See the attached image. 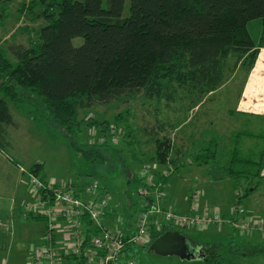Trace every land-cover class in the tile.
Returning a JSON list of instances; mask_svg holds the SVG:
<instances>
[{
    "label": "trees",
    "instance_id": "1",
    "mask_svg": "<svg viewBox=\"0 0 264 264\" xmlns=\"http://www.w3.org/2000/svg\"><path fill=\"white\" fill-rule=\"evenodd\" d=\"M12 1L0 0V21L5 5ZM38 3L42 6L38 15L45 20L38 41L28 48L0 47V151L7 144L6 128L14 123L8 108L11 103L35 123L50 118L88 170L108 164L105 149L111 146L107 141L81 143V110L138 95L167 104L185 100L190 110L220 89L228 73L234 75L240 66L249 73L264 48V0H129L126 15V0ZM253 20H259L262 27L257 41L248 31ZM79 37L83 42L76 47L72 42ZM127 117L126 111L114 116L113 123L87 119L86 126L111 139ZM232 138L225 173L241 189L238 202L244 203L264 182V149L257 153L250 149L244 156L240 142H264V132H236ZM153 141L156 149L151 161L164 167L175 164L169 156L170 141ZM217 142L211 140L198 150L193 162L202 166L215 161ZM41 167L36 163L27 173L39 177ZM169 177L157 175V181L166 184ZM40 194L45 195L42 190ZM30 216L45 222L41 215ZM90 225L85 222L86 241L98 233L88 229ZM168 230L173 231L168 227L151 231L144 247ZM229 247V253H244ZM254 253L264 255V242ZM69 261L88 264L83 251ZM201 261L229 263L224 255L208 250Z\"/></svg>",
    "mask_w": 264,
    "mask_h": 264
},
{
    "label": "rangeland",
    "instance_id": "2",
    "mask_svg": "<svg viewBox=\"0 0 264 264\" xmlns=\"http://www.w3.org/2000/svg\"><path fill=\"white\" fill-rule=\"evenodd\" d=\"M38 2L39 0H13L5 5L3 18L0 21V47L6 49L10 46H23L28 48L38 41L39 28L45 24L44 18L38 15L42 12V6ZM128 3L129 0H126L124 15L128 13ZM261 29L259 20H253L248 24V31L255 41L259 39ZM82 42L83 39L79 37L73 39L72 43L77 47ZM229 64L231 66L232 60L229 61ZM248 74L244 66L238 67L234 75L228 73L222 88L210 97L205 98L204 101L206 102L198 110H196L197 106L187 110L185 100L167 104L165 101H148L139 95L127 100L121 98L119 101L108 105H95L91 109L81 110L79 117L84 121L83 133L79 138L81 143L107 141L111 146L105 149L108 164L93 170H88L73 155L67 136L60 133L58 127L50 118L46 117L41 124L35 123L26 112L19 111L9 103L8 108L14 123L6 128L7 144L3 151H0V160L13 159L26 172L34 164H40L42 167L39 178L53 184L97 183L101 188H104L103 190L110 200L111 210H113L112 216L106 219L104 224L115 233L122 234L126 228L136 226L138 215L143 209V198L138 195L142 183L140 172L143 163L155 164L151 161L156 149L154 139H167L170 141L172 147L169 156L175 160V164H170L172 168L176 165L178 167L180 161L184 160L185 163L183 167H178L179 172L170 176L169 184L161 192L162 199L165 201L169 199V196L171 203L176 199L180 201L186 199L192 187V184H190L192 172L197 168L191 158L197 152V149L205 148L208 142L203 143L204 141L198 140L196 148L190 142H188L189 146H182L180 130H184L186 134L191 133L189 132L191 130L201 131L204 128L209 130L207 128L209 122L202 120L203 117L206 118V113L208 119L209 115L213 116H211V119H213L212 122L216 123V127L211 129L209 134H202V136H219L217 138L219 144H217L216 160L213 163L202 165L200 176H203V180L206 182L209 174L214 173L212 183L223 184L225 188L228 187V190L231 188L235 202L237 198L235 194L241 189L237 188L233 182L231 183L225 173L228 154L231 150L232 135L243 131H250L255 134L264 132V119L261 121L263 126L259 128L257 117L247 114L235 116L237 113V100L246 93L245 84ZM229 110L234 112L233 117L228 114ZM126 111L128 112L127 120L118 126V133H115L114 139H105L100 131H91L86 126L87 119L113 123L114 116ZM255 143L257 142L248 139H243L240 142V151L244 156L250 152V149L255 150L256 153L264 149L262 140L257 144ZM165 168L158 165L159 171ZM1 174L3 175V172L0 169V176ZM10 175L14 179L15 176ZM193 176L196 175L193 173ZM22 182L24 184L20 186L18 194L21 203L34 204V192L25 173ZM208 184L204 182L193 184V187L196 186L199 189L201 199H206L207 196L203 197V195H207V190L213 185ZM7 190L9 191L10 188H7ZM230 195L225 196L221 209H228V203L231 202ZM250 198H252V216L264 220V182ZM249 203L250 200L248 199L245 203L246 207H249ZM20 223V227H24V230L18 231L16 234L13 232L15 240H18H16L14 246L13 244L10 246V264H27V258L30 257L31 252L33 253L34 249L41 244L39 237L42 235L43 222L34 220ZM172 229L180 232L186 238V243L195 254L199 252V245L204 241H208L204 233L198 228L174 227ZM232 236L237 239L241 237L238 233H234ZM217 237L221 239L220 235H217ZM223 238L221 240L224 242L231 240V238L228 240L226 237ZM11 240H13L12 236ZM11 240L9 243L12 242ZM261 241L262 239L255 242L260 243ZM143 243L145 244V241ZM144 244L131 246L127 249L135 264H203L201 260L182 261L174 256H158L148 252V248H145ZM222 245L217 248L207 246V250L210 253L214 251L226 257L230 244ZM231 246L233 251L239 249L247 252L242 247L240 248L234 244ZM227 260H230V258H227ZM248 263L252 264V262Z\"/></svg>",
    "mask_w": 264,
    "mask_h": 264
},
{
    "label": "built area",
    "instance_id": "3",
    "mask_svg": "<svg viewBox=\"0 0 264 264\" xmlns=\"http://www.w3.org/2000/svg\"><path fill=\"white\" fill-rule=\"evenodd\" d=\"M114 136L113 132V139ZM157 170V164H142L140 178L143 183L138 195L147 203H143L136 226L129 227L122 234L115 233L104 224L113 210L106 192L97 183L58 185L25 171L35 202L27 204L22 215H41L46 223L42 243L34 249L29 264H72L69 258L80 255L82 251L88 264H135L127 255L126 248L144 244V241L146 244L151 231L160 232L166 227L199 228L228 222L240 233L264 235V220L247 218L243 203L238 202L241 191L236 192L237 198L226 215L227 219L220 214L213 217L198 213L197 194L191 196L186 214L161 206L159 190L163 183H157V175L167 178L173 169L168 165L162 171ZM41 190L45 195L40 194ZM150 195L154 196L153 201L149 200ZM85 222L91 223L88 229L98 231L87 241ZM59 236L65 238L63 246L58 244Z\"/></svg>",
    "mask_w": 264,
    "mask_h": 264
},
{
    "label": "crops",
    "instance_id": "4",
    "mask_svg": "<svg viewBox=\"0 0 264 264\" xmlns=\"http://www.w3.org/2000/svg\"><path fill=\"white\" fill-rule=\"evenodd\" d=\"M245 92H246L245 95L239 97L237 100V109H236L237 113L235 114V116L247 114L249 116L257 117L258 119L257 125L260 128L261 126H263L261 124L262 123L261 121H263L264 119V48L260 49L256 63L246 78ZM201 106L202 104L197 106L196 110H198ZM228 114L231 115L232 117L234 116V112L232 110H229ZM205 115L206 118L203 117L202 120L209 122V124L207 125V128L209 130H206L205 128L201 131L191 130L189 131L191 133L188 134H186V132L184 133V130H180L181 132L180 141L182 146L184 145L189 146L188 142H190V144L192 146H195L194 148H196L197 147L196 142H198V140H200L201 142L204 141L203 143L209 142L214 139L217 141V138L219 136H212V137L202 136V134H209L211 132L210 130L216 127L215 126L216 123L212 122L213 120L211 119L212 115L211 116L209 115V119L206 113ZM199 132L201 133L199 134ZM198 150L199 149H197V151ZM183 161L179 162L178 167L179 166L183 167L185 165ZM197 165L198 164L195 165L197 168H195L194 171L192 172V176L190 180V184H192V187L190 188L191 189L190 193L187 194L186 199L184 201H180L179 199H176V201H173V203H171L169 201L170 200L169 196H168L169 199L164 201L161 195V200H160L161 206L165 208H169L179 213L186 214L188 212V204L190 202L191 196L193 194H197L198 213L208 214L213 217L220 214L222 217L225 216V218L227 219L228 217L226 215L228 214L234 202L233 192L231 191V188L230 190H228V187L225 188L223 184L220 185L217 183H212V179H214L215 176L214 173L209 174L208 178H206L207 181L205 182L203 180V176H200V171L202 167L201 166L198 167ZM176 166L172 168L173 171L176 168ZM0 169L3 172V175L1 174L0 176V264H10L9 262V257H10L9 252L11 250L10 246L12 244L14 246V244L17 242L16 240H18V239L15 240L14 238L15 236H13V232L16 234L18 233V231L20 232L24 230V227H20L21 225L20 222L34 221V219L31 216L24 217L22 215V210L27 205L21 203V198H19L18 195L20 186L24 184L22 182L25 172L23 167H21V165H19L15 160L8 159V161L0 160ZM157 171L159 172V169ZM177 172H179V169ZM193 173L196 176H193ZM10 174H13L15 176L14 179L11 177ZM169 178L166 184H163V187L160 188L159 190L160 194L164 189V187L169 184L170 182ZM203 182L206 184L209 183L208 185L213 184L207 190V195L206 194L203 195V197L207 196L206 199L205 198L201 199L202 197L200 198L199 189L196 188V186L193 187V184L196 183L200 184ZM230 182L232 183L231 180ZM86 183H81V184L77 183V185H84ZM7 188H10V190L8 191ZM228 194L229 195L231 194L230 195L231 202L228 203L229 207L228 209L225 210L221 209L224 202V198L225 196L227 197ZM252 196L253 194L250 195L245 200L246 202L248 199L250 200V203L248 204L249 207H246L245 201L243 205L245 206L247 212L246 213L247 218L254 221V220H258L259 218H257L256 216L255 217L252 216L253 214V209L251 208L252 198H250ZM152 199H154V196L150 195L149 200L153 201ZM143 203H147L146 199L143 200ZM42 222L44 227H43L42 235L41 237H39L40 243H42L43 235L46 229L45 222L44 221ZM213 226L214 228H212ZM20 228H22V230H20ZM127 229L128 228H126L124 231H127ZM198 229H200V231L204 233L205 238L208 239V241H204V243L200 244L198 247L199 252H197V254H199L198 256H200L201 260L205 257L207 253V246L212 248H217L223 246L222 244H227V245L230 244L229 246L234 244L235 246L244 248V250H246L247 252L242 253V255H240V253L234 254L228 252V254H226V258H230L228 264H245L248 262H252V264H264V255L260 253L259 254L254 253V250L264 242L263 234H259L257 232L251 234L240 233L232 226V224L228 222L224 223L221 226L212 225L208 227H199ZM234 233H238L241 236L240 239H237L236 237L232 236V234ZM217 235H220L221 239H224L223 237H226L227 240L230 238L231 240L228 242H224L221 239H218ZM11 236L13 237V240H11ZM261 239L262 241L260 243L255 242V241H260ZM10 240L12 242L9 243ZM58 241H59L58 244L63 246L65 238L63 236H59ZM31 255L32 252L30 254V257L27 258V264H29L30 262Z\"/></svg>",
    "mask_w": 264,
    "mask_h": 264
},
{
    "label": "water",
    "instance_id": "5",
    "mask_svg": "<svg viewBox=\"0 0 264 264\" xmlns=\"http://www.w3.org/2000/svg\"><path fill=\"white\" fill-rule=\"evenodd\" d=\"M148 252L158 256H174L180 260H201L199 254L191 251L186 238L178 231L168 230L156 238L148 247Z\"/></svg>",
    "mask_w": 264,
    "mask_h": 264
}]
</instances>
